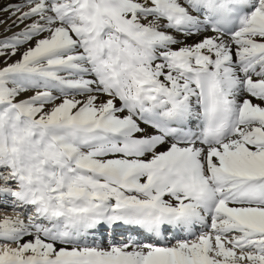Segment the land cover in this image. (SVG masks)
<instances>
[{
  "label": "snow or ice",
  "instance_id": "1",
  "mask_svg": "<svg viewBox=\"0 0 264 264\" xmlns=\"http://www.w3.org/2000/svg\"><path fill=\"white\" fill-rule=\"evenodd\" d=\"M0 264H264V0H0Z\"/></svg>",
  "mask_w": 264,
  "mask_h": 264
}]
</instances>
